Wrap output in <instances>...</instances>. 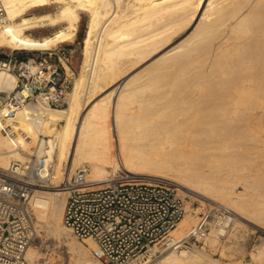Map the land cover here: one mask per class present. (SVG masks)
<instances>
[{"label": "bare ground", "instance_id": "6f19581e", "mask_svg": "<svg viewBox=\"0 0 264 264\" xmlns=\"http://www.w3.org/2000/svg\"><path fill=\"white\" fill-rule=\"evenodd\" d=\"M0 1L8 19L0 29V48H56L61 41L74 37L80 21V11L89 16L83 39L84 64L71 93L69 92L67 105L42 109L23 106L15 117L18 124L15 137L5 135L0 126V168L6 169L18 162L19 171L25 172L30 166L26 153L46 158V170L51 184L35 189L29 204L35 208L39 227L45 226L58 239L63 235L67 236L69 248L76 253L78 264H105L91 255V250L96 247L94 241L85 239L84 242H79L73 239L72 234L69 235L70 230L62 222L67 191L61 183L67 181L71 173L83 165L89 168L88 177L91 180L104 182L111 172L120 177L137 175L151 181H133L124 177L120 179L123 182L171 181L193 195L226 203L237 219L234 222L235 228H231L234 233L228 232V235L234 237L233 240L230 239L231 243L234 242L233 246H236L237 236L240 235H236L235 231H241L243 226L252 224L264 229V158L257 165L251 164L253 161L247 167L242 164V160L245 161V157L247 159L251 154L250 150L247 151L251 147L248 143L251 139L247 142L249 135L256 130L264 135V0ZM56 4H61L56 11L30 13L33 8ZM55 25L61 26L50 34L35 37L29 33L35 28L48 29ZM193 25L195 28L192 32L176 42ZM202 49H207V54L210 53L216 61L219 60V66L223 58L230 65L232 74L230 73L229 84L222 79L225 85L222 84L219 95L215 92L218 96L213 94L208 99L201 96L203 100L192 97L193 101L197 99L198 104L203 103L209 109L202 117L197 113L199 119L196 118L198 120L195 124L185 127L181 125L185 120L183 110H176L179 104L172 110L174 101L179 103L178 98L182 97L192 101L189 96L185 98L188 95L184 94L185 91H193L198 86H195L196 80L206 79L208 76L200 71L197 72L200 73L197 78L195 73L193 76L197 79L192 82L195 83L194 87L191 83L188 85L191 87H183L185 91L175 90L176 87L173 89L171 85L177 84L174 82V75L173 79L168 80L167 76L165 83L167 85L170 82L168 85L171 88L167 86L169 91L164 96L163 91L159 94L157 92L162 90L159 88L162 83L158 81L164 77L159 76V71L161 69L162 73V69L168 71L171 68L173 71V68L177 70L193 66L194 61L199 58H194L195 53L198 50L202 53ZM157 52L161 53L152 64L145 67L148 71L144 68L146 73L141 70L143 75L141 71L129 74ZM199 56L202 55L199 53ZM163 63L165 64L162 65ZM154 64L157 67H153ZM120 77L124 79L103 95L101 90ZM16 79L15 74L0 70V91L13 89ZM190 81L191 79L189 83ZM172 89L177 91L172 92L176 94L175 97L171 95ZM99 91L103 96L97 98ZM180 93L185 96L181 97ZM208 100L213 105L206 104ZM189 101L184 104L190 103ZM201 109L205 108L202 106ZM188 114L186 119L189 118ZM253 115L256 120L252 119ZM215 122L220 123V129L217 127L216 130L212 126ZM254 124L258 127L254 128ZM248 131L250 134H247ZM40 134L47 138L41 139ZM262 140L264 142V136ZM222 141L226 142L224 146ZM220 148H223V152ZM181 192L184 193L182 189ZM200 201L202 204L203 200ZM187 208L190 213L197 210L187 205L182 219L186 216ZM196 223V216L190 214L171 231V239L179 242L193 230ZM246 228L248 231V227ZM220 232L211 229L203 239L204 244L215 250L219 243L222 244L218 236ZM226 245L219 249L223 256L226 249L232 248L229 243V246ZM203 247H195L194 250L166 249L158 260L147 264H264V238L253 249L250 248L252 250L244 260L236 257L235 260H217ZM41 255V251L29 245L25 260L29 264H39L37 260L42 258Z\"/></svg>", "mask_w": 264, "mask_h": 264}, {"label": "built area", "instance_id": "2783aa9c", "mask_svg": "<svg viewBox=\"0 0 264 264\" xmlns=\"http://www.w3.org/2000/svg\"><path fill=\"white\" fill-rule=\"evenodd\" d=\"M7 22L0 1V29ZM23 50L7 52L0 48L4 55L0 57V70L17 78L13 89L0 91V126L5 135L12 137L17 133L15 117L19 109L25 105L37 109L66 106L75 78L69 46L26 53ZM17 163L0 168V264H26V249L36 237L29 204L32 186L50 176L45 157H37L26 169L28 174L20 172ZM88 175L89 168L79 166L61 183L67 191L62 222L74 238L94 241L96 247L91 255L105 264L156 261L166 249H178L180 245L188 248L204 239L211 229L223 230L219 233L223 238L236 220L231 208L199 201L197 225L174 242L170 233L184 216L187 205V197L175 183L123 182V176L113 172L106 176V181L99 182Z\"/></svg>", "mask_w": 264, "mask_h": 264}, {"label": "rangeland", "instance_id": "374dc122", "mask_svg": "<svg viewBox=\"0 0 264 264\" xmlns=\"http://www.w3.org/2000/svg\"><path fill=\"white\" fill-rule=\"evenodd\" d=\"M60 5L61 4H56V5H43V6H41V7H38V8H33V9H31L30 10V13H36V14H39V13H45V12H52V11H56V10H58L59 9V7H60ZM88 21H89V16H88V13H84V12H82V11H80V21H79V23H78V27H77V31H76V33H75V35H74V37L70 40H65V41H61L62 43H59L57 46H59V45H62V46H69L70 48H71V52H72V55H71V57H70V61H71V65H72V69L74 70V73H75V78H74V81H75V79H76V77H78L79 76V74L81 73V71H82V65L84 64V42H83V39H84V34H85V31H86V29H87V25H88ZM61 25H55V26H50L48 29L47 28H35V29H33V30H31L29 33L32 35V36H41V35H46V34H50V33H52V32H54V31H56L59 27H60ZM195 28V25H193L192 27H190L189 29H187L185 32H183L182 34H181V36H179L177 39H176V42L177 41H179V40H182L183 38H185L187 35H189V33L190 32H192V30ZM176 42H174V43H176ZM12 48H8V47H3L2 48V50H4V51H7V52H9L10 50H11ZM206 50L207 49H204V51H203V49H202V53L203 52H205V53H201V50H198L196 53H195V55H194V58L195 59H197L198 57V60H196V61H194L195 62V64L193 65V66H191V65H189L188 67H186L185 69H183V68H178L177 70H176V68H173V71H172V69L171 68H169V70L171 69V72L168 70V71H166L165 69H162V70H164L162 73H161V69H160V75L157 73V75L156 76H164L163 78H160V80L161 81H158V82H161V83H159V84H161L162 85V87H159V88H162V90H159V91H161V92H159V91H157L158 92V94L159 93H162V91L164 92V96H166V93H168V92H166V91H169V89H168V87L170 86V85H166V83L165 82H167L166 80H165V78H167V76H168V78H167V80L168 79H171L172 77H173V75H174V82H176L177 84H175L174 82H172V83H174V85L172 84L171 86H173V89H174V87H176L175 88V90L177 89V90H184V88L186 89L187 87H188V85L189 84H191L192 82H196L197 81V84H195V83H192L191 85H193V87H194V84H195V86H197V88H198V90H197V88L196 87H192L193 88V91L191 90V89H187L188 91H189V93L187 92V90L185 91L186 93H184L183 91V93L186 95V94H188V95H186V97L185 98H187L188 96V98H191L190 100H192V101H189L188 99H184V97H182V96H185V95H182L181 93V97L182 98H178L179 100L177 101V102H179V103H176V101H174V107L173 106H171L169 109L171 110V108H172V110H174V108H176L177 106H178V104H179V108H176V110L177 109H180L183 113H184V115H185V117H183V118H185V120L183 119V122L181 123V125L182 126H193L195 123L194 122H196L198 119H199V117L201 116V115H205L206 114V112H207V110L209 109V107L207 106V105H205V106H207V107H205L204 106V104L202 103V104H198L196 101H198L199 99H202L203 100V98L202 97H204L205 99L207 98V97H209V96H211V95H213V94H215L214 96H216L217 94L219 95V93H220V90H222L221 89V87H223L224 85H225V83L224 82H226V84H229V82H230V77H231V74H232V69H230V65H228L227 63H225V61H224V59L223 58H221V60H223V62H222V66L220 65L219 66V64L221 63V62H219V60L218 61H216L215 59V57L214 56H211L210 55V53H208L207 54V52H206ZM209 50V49H208ZM200 51V52H199ZM23 52H31V51H26V50H23ZM210 52V51H209ZM161 52H157V53H154V54H152L151 56H149V58H147L144 62H142L141 64H139L137 67H135L134 69H132L130 72H129V74H133V73H135V72H137V71H141V70H144V68L147 66H149V64L151 63L152 64V61L155 59V58H157V56H159V54H160ZM199 53H200V55H202V56H199ZM198 54V55H197ZM209 57L208 59L206 58L207 56ZM197 58H196V57ZM205 56V57H204ZM202 58V59H201ZM203 58L204 59H206V60H203ZM214 58V59H213ZM195 59H193V60H195ZM219 59H220V57H219ZM51 60H54V59H51ZM202 60V61H201ZM211 60V61H210ZM220 60V61H221ZM198 61V62H197ZM213 61V62H212ZM162 62H164V61H160V63H162ZM197 62V63H196ZM204 62H205V64H204ZM211 62V63H210ZM216 62V63H215ZM165 63H166V61H165ZM165 63H163L162 65H164ZM227 64V65H225V64ZM156 64H158V63H156ZM159 65V64H158ZM161 65V64H160ZM205 65V66H204ZM211 65H214V67H212ZM204 66V67H203ZM226 68H225V67ZM153 67H157V65H155L154 64V66ZM159 67V66H158ZM161 67V66H160ZM194 67V68H193ZM203 67V68H202ZM218 67H219V69H218ZM228 67V68H227ZM211 68V69H210ZM212 68H213V71H211L212 70ZM216 68V69H215ZM221 68V69H220ZM146 69V68H145ZM149 69V68H148ZM174 69L176 70V71H174ZM208 69H210V70H208ZM227 69V70H226ZM147 70V69H146ZM182 70V71H181ZM187 70V71H186ZM190 72H189V71ZM199 70V71H198ZM221 70V71H220ZM230 70V71H229ZM148 71V70H147ZM203 72L204 71V73H205V75L206 76H208V77H206V79H207V81H206V79H205V77H204V79H202V78H198L199 76L198 75H200V73L198 74L197 72ZM209 71H211L209 74H208V72ZM144 72H145V70H144ZM166 72V73H165ZM173 72L175 73V74H173ZM176 72H177V74H176ZM207 72V73H206ZM141 73H142V71H141ZM146 73V72H145ZM167 73H169V74H167ZM171 73H172V75H171ZM193 73V74H192ZM195 73H197L196 74V77L199 79V81H198V79L197 78H195L193 75L195 74ZM211 73H213L212 75H211ZM222 73H224V74H222ZM231 73V74H230ZM144 73H142V75H143ZM219 74V75H218ZM184 75V76H183ZM221 75V76H220ZM224 75V76H223ZM171 76V77H170ZM193 76V77H192ZM210 76H211V78H210ZM185 77V78H184ZM219 77H220V79H219ZM227 77V78H226ZM172 78V79H173ZM175 78H177V79H175ZM194 78V80H192ZM124 79V77H120L119 78V80H116L115 82H113L110 86H107V87H105L103 90H101L102 91V94L103 95H105L107 92H108V90H109V88H111L113 85H116V84H118L119 82H121L122 80ZM189 79H191V81H190V83H189ZM195 79H197L196 81H195ZM210 81H209V80ZM216 79V80H215ZM222 79H224L225 81L223 82L222 81ZM159 80V79H158ZM176 80V81H175ZM187 80V81H186ZM202 80V81H201ZM222 82H221V81ZM119 81V82H118ZM173 81V80H172ZM204 81V82H203ZM218 81V82H217ZM221 83H220V82ZM199 82V83H198ZM201 82V83H200ZM165 83V84H164ZM220 83V84H219ZM186 84V85H185ZM222 84H223V86H222ZM160 85V86H161ZM177 85V86H176ZM191 85L189 86V87H191ZM261 85H262V83H261ZM168 86V87H167ZM171 86H170V88H171ZM177 87H179V88H177ZM184 87V88H183ZM188 87V88H189ZM164 88V89H163ZM171 90V95H176V94H174V93H177V91H175L174 92V90ZM191 90V91H190ZM71 91H72V89H71ZM71 91H70V93H71ZM101 91H99L98 92V94H97V98H100V97H102L103 95L101 94ZM107 91V92H106ZM156 92V93H157ZM172 92H174V93H172ZM179 92V91H178ZM217 94H216V93ZM190 94L192 95L191 97H190ZM199 96H198V95ZM179 95V94H178ZM217 95V96H218ZM179 96V97H180ZM202 96V97H201ZM70 97V96H69ZM175 97V96H174ZM195 99V97L198 99H196V100H194L193 101V98ZM181 99H183V100H188L190 103H192L191 105H190V103H187V104H184V103H186V102H188V101H180ZM208 99V98H207ZM183 102V103H182ZM199 102V101H198ZM176 103V104H175ZM183 104L184 106H186V107H183V105L181 106L180 104ZM194 103V104H193ZM206 104H211V103H213V102H211V101H209L208 100V103H207V101L205 102ZM189 104V105H188ZM177 105V106H176ZM196 105H199V107L198 106H196ZM211 105H213V104H211ZM176 106V107H175ZM190 106H192V107H190ZM194 106V107H193ZM202 106H203V108H205L206 109V111H205V109H201L202 108ZM182 107V108H181ZM188 107H190V110L189 111H187L189 108ZM185 108H186V111H187V114L188 113H192L191 115H192V118H191V115H189L188 117L189 118H191L190 119V121H187V120H189V118L188 119H186V116H187V114L185 113L186 111H185ZM192 109H194V110H192ZM196 109V110H195ZM181 111H178V112H181ZM192 111H194V112H192ZM201 113H200V112ZM204 111H205V113H204ZM176 112V111H175ZM196 113V114H195ZM197 113H198V116L199 117H197ZM255 113V112H254ZM253 113V114H254ZM257 114H258V112L256 111V115L255 116H257ZM254 115H253V118L252 119H255L254 118ZM195 118H194V117ZM202 117V116H201ZM196 118H198V119H196ZM196 119V120H195ZM194 120V121H193ZM256 120V119H255ZM193 121V122H192ZM185 122H187V123H185ZM190 124H189V123ZM194 123V124H193ZM218 122H215V123H213V127L216 129V130H218V129H220L219 127H220V123H218ZM185 124V125H184ZM193 124V125H192ZM218 125H219V127H218ZM257 125L256 124H254L253 125V127L254 128H257L256 127ZM217 127H218V129H217ZM257 131V130H256ZM255 131V133H254V131H253V136H252V134H251V136L249 135V139L247 140V142L250 140V142H248L250 145H251V147H250V145H249V149H247V151L249 152V150L251 151L250 153V156H248L249 158H247L246 159V157H245V161H244V159L242 160L243 162H242V164L244 165L245 164V167H247V165H249L250 163L249 162H251V161H253V162H251V164H258L259 162H261L262 160H263V158H264V154H262V153H264V151H263V148H264V142H263V133H261L260 131H257L256 132ZM250 131H248V133L247 134H250L249 133ZM259 133V134H258ZM261 133V134H260ZM256 136H255V135ZM257 135L260 137H258L259 138V140H258V138H257ZM263 135V136H262ZM40 138L41 139H46L47 137L44 135L43 136V134H40ZM255 138H257L256 140H255ZM262 138V139H261ZM259 142H258V141ZM227 141V140H226ZM222 143V146H224L225 145V141H222L221 142ZM221 143L219 142L218 144H220V147H222L221 146ZM263 147V148H262ZM255 148V149H254ZM261 149V150H260ZM220 150H222V152H223V148H220ZM219 150V151H220ZM256 150H258V151H256ZM260 150V151H259ZM218 151V150H217ZM254 151V152H253ZM262 151V152H261ZM253 153V154H252ZM260 154V155H259ZM26 155V157L27 158H29V161H28V165L30 164V166H29V168L32 166V164H33V162H34V160L37 158V156H36V154L34 153H32V154H28V153H26L25 154ZM261 155H262V158H260L261 157ZM252 156V157H251ZM220 159V158H219ZM218 159V160H219ZM248 159H252V160H248ZM219 161H221V159L219 160ZM257 162V163H256ZM53 163H55V162H53ZM224 163V162H223ZM221 164V165H224V164ZM249 163V164H248ZM217 164H218V161H217ZM216 164V165H217ZM220 164V163H219ZM218 164V165H219ZM220 166V165H219ZM218 166V167H219ZM254 167V166H253ZM254 168H256V166L254 167ZM249 170V169H248ZM74 172V171H73ZM73 172L71 173V175L73 174ZM252 172H255V171H253L252 170ZM25 173L26 174H28V171L26 170L25 171ZM126 173V172H125ZM125 173H123V174H125ZM256 175V174H255ZM124 178H126L127 180H133V181H139V180H147V181H151L150 179H147L146 177L145 178H140V177H137V175H125V176H123ZM51 183H50V180H46V181H43V182H40L38 185H34V186H32V189H33V192H32V195L35 193L34 192V190L35 189H39V188H43V187H41V186H43V185H50ZM183 191H184V194H185V196L187 197L186 198V200H187V205H190V202H193V204L192 205H190L191 207H193V208H195L196 209V206L199 204V201L202 199V200H207V198H204L203 199V197L201 198V197H199V196H196V195H193L192 193H189L185 188H183V187H180ZM180 189V190H181ZM207 201H212V202H217V201H214V200H212V199H208ZM201 202V201H200ZM217 203H220V201L219 202H217ZM220 204H223V205H225L226 203H224V202H221ZM186 205V206H187ZM225 206H227V207H229L228 205H225ZM32 207V206H31ZM230 208V207H229ZM198 209L195 211V212H189V210H188V208H187V213H186V216L181 220V221H183L184 219H186V218H188L189 217V215L190 214H192V215H195L196 216V218H197V222H198V219H199V217H198ZM31 213H32V216H33V221H34V227H35V231H36V237H35V239H34V241L30 244V245H32L34 248H36V249H38L39 251H41V253L43 254V255H41V259L40 260H37L38 262L37 263H39V264H49V263H51V264H78L76 261V257H75V255H76V253H74L69 247H70V245L68 244V240H67V236H65V235H63L62 237H60L59 239H58V237H55L51 232H49L47 229H46V227L44 226H42V227H39L40 225H39V223L37 222V218H36V214H35V208L34 207H32L31 208ZM237 220V219H236ZM235 220V221H236ZM180 221V222H181ZM37 223H38V225H37ZM196 225H197V223H196ZM246 227H248V231H247V228ZM233 229L235 228L234 227V224H233V227H232ZM243 229H240V227H238V229H240L241 231H239V230H237V231H235L236 233V235H238V234H240V235H238L237 236V238H238V240L236 241L237 243H235L236 244V246H238V243L240 244L237 248H236V246H233L234 245V242L233 243H231L232 241L231 240H233V235H228L229 233H231V232H233L234 233V230H230V232L226 235V236H224L223 238H220V242L222 243L221 245H220V243L218 244V246H216V249L214 250L213 248H211V247H209L208 245H205L204 244V241H203V239L201 240V241H199V242H196L195 244H192L191 243V245L188 247V248H185V247H183V245H180L179 247H181V248H185V249H190V250H194L195 249V247H202V246H204L203 248H206L205 250H206V252L212 257V258H215V259H217V260H221V258L223 259L222 261H227L228 259H233V260H235V257H236V259H241V258H243L242 260H244V259H246L247 257H248V255H249V251H251L254 247L253 246H255V244H257V243H259L260 241H261V239H263L264 238V229L263 228H260V227H254L252 224H248V226H243L242 227ZM44 230V231H43ZM243 230V231H242ZM250 230H252V231H250ZM238 231L240 232V233H238ZM245 231H247V232H245ZM250 231V232H249ZM191 232V231H190ZM242 232H244V233H242ZM232 233V234H233ZM247 233L249 234V235H247ZM246 234V235H245ZM69 235H71V233L69 234ZM244 235L246 236L245 237V239H243V237H244ZM72 236V235H71ZM218 236H219V233H218ZM248 236V237H247ZM73 237V236H72ZM242 237V238H241ZM73 239H76V238H74L73 237ZM231 239V240H230ZM77 241H79V242H83V241H81V240H78V239H76ZM225 240V241H224ZM226 240H229V241H226ZM239 241V242H238ZM245 241V242H244ZM227 242V243H226ZM243 244H242V243ZM257 242V243H256ZM202 243V244H201ZM224 243H226L227 245H228V243H229V245H232V248L231 249H226L225 250V252H224V255L225 256H223V254H220L221 252H219L220 250V247H222V245H226V244H224ZM204 244V245H203ZM254 244V245H253ZM219 245H220V247H219ZM226 245V246H227ZM228 245V246H229ZM242 246V247H241ZM244 246V247H243ZM252 246V247H251ZM68 247V248H67ZM234 247V248H233ZM181 248H178V249H181ZM210 248H211V250H210ZM238 248H240V249H238ZM250 248H252L251 250H250ZM178 249H176V250H178ZM175 250V249H174ZM231 250H232V252H231ZM238 250V251H237ZM244 250V251H243ZM248 250V251H247ZM70 251H72V252H70ZM213 251V252H212ZM227 251V252H226ZM211 252V253H210ZM218 252V253H217ZM237 252V253H236ZM229 254V255H228ZM231 254V255H230ZM71 255H72V257H71ZM74 255V256H73ZM220 255H222V256H220ZM233 255V256H232ZM234 255H236V256H234ZM47 257H49L48 259H47ZM51 257V258H50ZM59 257V258H58ZM52 259V260H51ZM48 260H49V262H48ZM54 260V261H53ZM51 261V262H50ZM48 262V263H47ZM76 262V263H75ZM26 264H29L27 261H26Z\"/></svg>", "mask_w": 264, "mask_h": 264}, {"label": "water", "instance_id": "95a60500", "mask_svg": "<svg viewBox=\"0 0 264 264\" xmlns=\"http://www.w3.org/2000/svg\"><path fill=\"white\" fill-rule=\"evenodd\" d=\"M0 57H4V55L3 54H0Z\"/></svg>", "mask_w": 264, "mask_h": 264}]
</instances>
